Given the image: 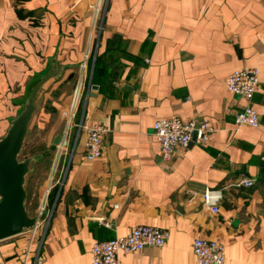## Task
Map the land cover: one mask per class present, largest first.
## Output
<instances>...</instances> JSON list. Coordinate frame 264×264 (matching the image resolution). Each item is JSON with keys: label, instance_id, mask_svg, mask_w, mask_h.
<instances>
[{"label": "crops", "instance_id": "1", "mask_svg": "<svg viewBox=\"0 0 264 264\" xmlns=\"http://www.w3.org/2000/svg\"><path fill=\"white\" fill-rule=\"evenodd\" d=\"M239 67L259 70V127L234 125ZM37 85L26 137L55 155L30 184L39 203L54 193L39 228L0 240V264H92L94 241L140 224L169 238L123 264H196L197 237L221 242L226 264H264V0H0V138ZM172 114L215 130L165 161L153 127ZM81 122L107 127L94 160ZM206 188L223 193L216 213Z\"/></svg>", "mask_w": 264, "mask_h": 264}, {"label": "built area", "instance_id": "2", "mask_svg": "<svg viewBox=\"0 0 264 264\" xmlns=\"http://www.w3.org/2000/svg\"><path fill=\"white\" fill-rule=\"evenodd\" d=\"M260 82L257 67H239L233 69L227 76V88L245 98L247 104L236 113L235 128L242 125L259 127L261 115L251 103ZM80 85L75 89L73 102L64 115L72 119L78 107ZM87 133L86 159L94 160L103 154L104 135L107 127L101 123H80V128ZM154 134L160 146L163 160L170 161L177 146L187 147L192 141L198 143L207 142L210 139L214 126L207 121L196 118L182 119L176 114L158 118L154 122ZM62 145H60L61 148ZM52 180V178H50ZM254 180L240 176L236 183L238 186H252ZM40 201L36 221L30 228L37 229L45 220L48 204V194ZM223 193L220 189L206 188L202 199L212 212H218V202ZM169 231L153 225L140 224L131 232L115 238L96 240L92 243L90 252L92 264H123L121 254L137 251L146 246H162L169 238ZM193 251L196 256V264H226L225 246L216 240L197 237L193 242Z\"/></svg>", "mask_w": 264, "mask_h": 264}, {"label": "water", "instance_id": "3", "mask_svg": "<svg viewBox=\"0 0 264 264\" xmlns=\"http://www.w3.org/2000/svg\"><path fill=\"white\" fill-rule=\"evenodd\" d=\"M40 85V84H39ZM39 85L32 89L23 109L0 138V240L20 233L36 221L26 208V174L31 158L19 159L28 126L35 110L34 99ZM61 135L55 137L60 142ZM64 155L60 156L62 162Z\"/></svg>", "mask_w": 264, "mask_h": 264}, {"label": "trees", "instance_id": "4", "mask_svg": "<svg viewBox=\"0 0 264 264\" xmlns=\"http://www.w3.org/2000/svg\"><path fill=\"white\" fill-rule=\"evenodd\" d=\"M93 81H95V72H94V76H93ZM30 148H28V150H26V148H25V150H22L20 155H22V153H23V158H27V157L31 158L30 170L26 175L25 188L27 191L26 208H27L29 214L31 216H33V213H34L33 211H35V209H37V206L39 204V196L37 193L35 196H33L32 190H31L32 186H31L30 182L34 178L35 179L39 178L41 180L44 179L45 175L41 174V172L43 170H40V168H42V167L44 168L47 165V163L49 162V160L51 158V155L54 156L55 152L53 153V151H49V149H47L46 145L43 143H37V144L33 143ZM37 164H39V166L36 169ZM34 167H35V169H34ZM53 193H54V189H52L49 192V196H48L49 200L51 199Z\"/></svg>", "mask_w": 264, "mask_h": 264}, {"label": "rangeland", "instance_id": "5", "mask_svg": "<svg viewBox=\"0 0 264 264\" xmlns=\"http://www.w3.org/2000/svg\"><path fill=\"white\" fill-rule=\"evenodd\" d=\"M31 120H32V119H31ZM11 123H12V122H11ZM30 125H31V121H30L29 126H28V133H27V136H28L29 132H33V127H32V125H31V126H30ZM31 137H32V136H31ZM26 140H27V137L24 139L23 145H24L25 142H26L25 144H29V143L32 144V142H30V140H32V138H31L29 141H28V140L26 141ZM22 147H23V146H22ZM19 157H20V158H19L20 160H21V159H24V158H23V153H22V155H19ZM26 175H27V174H26Z\"/></svg>", "mask_w": 264, "mask_h": 264}]
</instances>
